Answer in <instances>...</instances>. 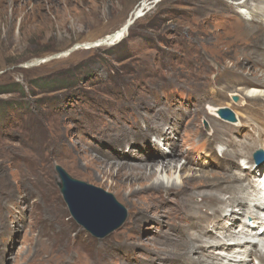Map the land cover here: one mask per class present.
I'll list each match as a JSON object with an SVG mask.
<instances>
[{
	"label": "rangeland",
	"instance_id": "1",
	"mask_svg": "<svg viewBox=\"0 0 264 264\" xmlns=\"http://www.w3.org/2000/svg\"><path fill=\"white\" fill-rule=\"evenodd\" d=\"M0 1V264L79 258L149 264L155 254H172L168 263H179L173 260L179 243L171 234L180 240L196 224L187 216L212 212L210 206L194 210L189 205L190 200L198 202L193 192L204 188L192 185L190 200L181 199L176 188L143 190L149 179L136 166L165 161L152 144L164 143L155 138L157 127L181 130L183 122L179 151L190 157L173 159L187 163L190 172L237 173V166L226 167L223 152L214 151L215 139L207 133L199 139L197 129L209 126L203 110L213 95L223 92L221 102H226L228 94L245 88L236 82L242 76L233 73L239 69L243 72L238 74L248 76L251 69L226 54L233 17H251H243L247 10L241 13V6L232 8L245 0ZM145 2L148 8L122 40L98 42L133 18ZM260 16L258 9L255 17ZM258 33L250 28L247 36L257 44ZM260 55L264 58V51ZM261 72L253 78L261 79ZM259 104L250 100L242 112L264 117ZM164 110L172 116L164 118ZM152 115L155 122H150ZM238 128L234 134L243 142L249 141L247 132L260 136L251 125ZM238 140L225 139L220 145L223 151L237 149ZM161 148L170 156V148ZM257 149L249 152L253 160ZM109 155L134 165L117 174V167L96 160ZM57 165L113 193L128 210L125 222L103 238L93 236L72 216ZM178 176L173 178L180 185ZM131 189L138 194L129 196ZM138 210L142 213L134 217ZM167 210L170 223L165 227L153 213ZM152 246L161 250L154 253Z\"/></svg>",
	"mask_w": 264,
	"mask_h": 264
},
{
	"label": "bare ground",
	"instance_id": "2",
	"mask_svg": "<svg viewBox=\"0 0 264 264\" xmlns=\"http://www.w3.org/2000/svg\"><path fill=\"white\" fill-rule=\"evenodd\" d=\"M232 6L236 11L238 7L241 6L242 9L239 10L241 13H243V9L247 10V12L243 14V17H251L246 21L233 17V22L230 26L231 31L228 34L231 42H229V51H227L226 54L236 58V64L241 65V68L248 64L247 67L251 69L248 71V76L252 77L241 75L243 72L242 70H234L233 74L237 78H239L237 75L242 76L240 79H243L236 80V82L244 84L245 88H237L231 92L230 95L228 94L229 100L226 102H221V97L225 96L223 92L218 93V96L216 94L215 96L213 95L211 97L213 100L209 103L207 108L203 110L205 114L204 118L207 120L209 126L205 128H203L204 126H200L199 128L201 130L197 129V134H199V139L205 137L206 133L208 137L213 138V140L215 139L214 142L217 145L214 151L223 152V158H225L227 160L226 163H228L226 167L229 169V165L233 167L237 166V173L208 170L201 173H196L195 171L190 172L191 169L189 170L187 168V163L180 165L182 163L181 159H173L177 156L180 158L181 154L184 155L183 159L190 157L189 154L185 156L182 150L179 151L181 145L180 141L183 140V132L185 130V124L183 122L180 123L181 130H179L180 128L177 130L173 125H170L173 126L171 130L169 128V130L165 131L161 129V125L159 128L157 127L158 132L156 134L158 135L153 137L158 140H164V143L159 144L158 142H152V144L158 149L161 157H165L164 159L167 158L165 161L163 160L157 165L136 166L138 170H141H136L137 173L142 172L144 177L149 179L148 184H145L143 190L168 191L169 189L176 188L178 192H180V198L183 197L181 199L186 198L190 200L188 197L189 188L195 189L197 183L204 188L193 192L196 196L199 195L197 199L199 203L190 200L189 205L194 210H202V206H210L212 212H200L198 216L196 214L194 216V214L191 213L190 216H187V219L185 218L186 220L192 218L196 220V224L191 226V232L188 229L184 230V237L180 240L175 238L173 234L164 230L165 233L171 234V238L178 240L177 243H179L180 249L178 248L179 250H177L173 256V258H175L173 260L179 262L176 264H264V199L261 186L262 183L264 184V180L260 179V173L264 168V164H256L249 156L250 150H255L257 148H262L264 150V117L254 116L251 113L244 114L242 112L244 109L248 108L247 106L250 100L251 102L252 100L259 101L261 104H259V107L261 106L259 109L264 111V58H262L263 54L260 55V58L257 57V54H259L261 50L264 51V0H245L243 2H238L236 5L232 4ZM147 8V2L137 7L133 18L127 21L114 33L98 42L104 44L107 42L109 44L118 43L128 34L134 20L141 17ZM258 9L263 12V17H255ZM254 22H257V24ZM250 28H255V31L257 33L259 32L257 44L255 41H250V37L247 36V31ZM242 44H245V48ZM258 47L260 49H258ZM260 70L262 71V78H253V75ZM223 79L224 78H221L220 80L222 81ZM227 81L230 80L227 78ZM226 86L229 88L231 83ZM235 97L237 99H235ZM221 109H231L235 114V118L238 120L237 123L234 122V124L222 121L220 115ZM163 112L165 113L164 118L172 116L165 110ZM155 120V116L152 115L150 122H155ZM194 123L193 119L189 121L187 126ZM145 124H142V126H145ZM242 124L244 127L247 125L253 126L254 131L260 132L259 138H253L252 135L247 132L246 137L250 142L238 140L234 132L238 131V126H242ZM140 130L145 131L143 127L140 128ZM173 131L175 132L173 133ZM228 133L229 137H227ZM176 137L177 140H175ZM225 139H228L230 143L238 140V148L233 150L226 149L223 151V145H220V143ZM149 140L152 141L151 138H149ZM148 145L150 146L149 143ZM125 146L126 145H124V147ZM161 146H167L171 149L170 156H168V153L163 150ZM145 155L148 156L149 154ZM105 158L106 159L101 156L99 159L96 158V160H102L105 161L104 163H107L108 166L117 167V174L124 172L126 167H132V165H134L127 161V164H121L123 158L121 159L118 155H116V157L109 155L108 157L105 156ZM224 163L225 161H223L221 165ZM220 167H223V165ZM174 174L179 175L178 178L180 177L181 180L180 185L178 184L179 179L173 178ZM138 192L139 191L131 189L128 195L134 197L133 195H137ZM137 204V202H134V205ZM153 208L157 210V206H153ZM160 208L159 206L158 209ZM141 213L142 211L139 210L135 212L136 215L133 212L134 217ZM153 214L156 215L157 222L160 225H165V227H167V224L170 223L167 221L170 214L168 210L164 215H160L159 213ZM204 219H206L205 222L201 223ZM172 225L174 224L171 223V226ZM262 230L263 233H261ZM155 249L160 248L152 246L149 250L152 252L155 251L154 253H156L157 250ZM198 252L201 256L197 255L196 257L194 253ZM168 258H172V254H155L148 263L169 264ZM181 261L184 263H180ZM42 263V259H34L26 264ZM69 263L110 264L111 260L79 258L77 261L73 262L66 259H59L53 263L51 262V264ZM146 263L147 262H140L139 264Z\"/></svg>",
	"mask_w": 264,
	"mask_h": 264
},
{
	"label": "water",
	"instance_id": "3",
	"mask_svg": "<svg viewBox=\"0 0 264 264\" xmlns=\"http://www.w3.org/2000/svg\"><path fill=\"white\" fill-rule=\"evenodd\" d=\"M220 115L224 119L237 120L229 109H221ZM254 159L258 164H262L264 151H255ZM56 169L61 178L60 186L64 199L72 216L92 235L103 238L125 222L128 210L113 193L72 177L60 165H57Z\"/></svg>",
	"mask_w": 264,
	"mask_h": 264
}]
</instances>
